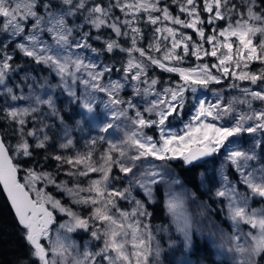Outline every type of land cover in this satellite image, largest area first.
<instances>
[{
  "label": "snow or ice",
  "instance_id": "snow-or-ice-1",
  "mask_svg": "<svg viewBox=\"0 0 264 264\" xmlns=\"http://www.w3.org/2000/svg\"><path fill=\"white\" fill-rule=\"evenodd\" d=\"M213 157L199 187L231 224L218 247L264 264V0H0V189L24 242L12 264L173 251L193 264L188 173ZM160 207L169 222L154 225Z\"/></svg>",
  "mask_w": 264,
  "mask_h": 264
},
{
  "label": "rangeland",
  "instance_id": "rangeland-1",
  "mask_svg": "<svg viewBox=\"0 0 264 264\" xmlns=\"http://www.w3.org/2000/svg\"><path fill=\"white\" fill-rule=\"evenodd\" d=\"M190 31V30H189ZM194 63V61H193ZM253 69H256L259 67L258 64H254ZM169 75V74H168ZM167 76H164V78H168ZM176 79H178V77H176ZM206 95L209 96V98H211V94L207 93ZM64 98H61V100H63ZM78 112V110H74L71 114H70V119L72 122H74L75 119H79L80 117L76 114ZM187 118V115L186 117ZM103 119V112L102 111H98L96 114V121L95 123H98L100 120ZM85 131L84 132H74L73 135L75 137V139L78 141V143L76 144V148L80 149V150H84V139L87 138V136L89 135V133L92 132L93 127H94V122L92 121H85ZM180 124L179 122H176V127H179ZM94 134V133H93ZM151 134V132H150ZM116 137L121 136V133H115L114 134ZM243 139L245 141H247L248 137L245 136L243 137ZM106 147V145H98V148H103ZM242 147H247V144H243ZM218 163L215 166L216 168L219 167L220 164V160H217ZM210 171V170H208ZM212 175L214 174L213 172H210ZM232 175H234V173H232ZM177 191H179V187L177 186ZM199 202L198 201H192L191 199H189L187 201V211L193 216L194 221L197 223V225L201 228L202 232H203V236L201 235H196L197 239L201 242L203 240L206 241L207 245L209 246V248L211 249V256L214 260V262H218V264H232V253H229L227 251V246L225 245V247L223 249L219 248L218 245H220L221 243H224L225 240L227 239V236L231 234V224L225 219V216L223 213L220 212V209L218 206H212L215 211H212V213L210 214V212L208 213V215L201 217L199 215V207H198ZM253 206H257V205H253ZM216 212V216L219 218V220H217V217H215L214 219L212 218L211 215L215 214ZM58 215V214H57ZM166 216V215H165ZM63 219V218H61ZM167 222H169V218L166 216ZM225 222H222V221ZM58 227L57 225L53 226ZM245 230L246 227H245ZM210 233H215L214 236H212L211 238L209 237ZM173 236H175V232L173 231ZM221 234L224 235L225 240H221ZM72 239L76 241L77 245L79 246L80 250H83V246L84 244L90 240V237L87 236V234L83 233V232H77L75 234H72ZM188 258L187 255L185 254L184 256H181L179 251H173V252H168L165 254V259H164V264H179V261L182 259H186ZM191 261L193 263H197V262H202L200 259H194L193 257L190 258ZM198 260V261H196Z\"/></svg>",
  "mask_w": 264,
  "mask_h": 264
},
{
  "label": "trees",
  "instance_id": "trees-1",
  "mask_svg": "<svg viewBox=\"0 0 264 264\" xmlns=\"http://www.w3.org/2000/svg\"><path fill=\"white\" fill-rule=\"evenodd\" d=\"M161 75L164 77V76H167L168 74L162 73ZM172 79H176V77H172ZM74 110H75V107H73V111ZM71 113H65L66 117L70 119ZM210 159L213 160L214 162L207 163L203 167H200V168H193L192 171L188 173V176L190 177V181L188 182L187 186L191 190L197 191V195H198L197 201L199 203L207 202L212 206H217V202L213 200L205 192V189L199 187L200 173H204L206 177H209V176H212L210 172H213L216 169L215 163L217 165L218 163L217 160L219 159L215 157L210 158ZM50 191L55 192L54 189H50ZM59 195L60 194H57L58 197ZM211 213L212 211H210V214ZM211 216L213 219L217 217L216 212L215 214ZM217 220H219L218 217H217ZM152 222L154 225L155 224H165L167 222V219H166V216L164 214L162 207L156 209ZM222 222H225V221L223 220ZM195 242H196L197 251H196V254L193 255L192 257L194 259H200L202 262H197L193 264H218V262L216 261L214 262L211 256L212 255L211 249L209 248L205 240L200 242L196 236ZM23 251H24V242H23V237L21 235V229L16 223L12 210L0 189V264H12L15 258L21 255Z\"/></svg>",
  "mask_w": 264,
  "mask_h": 264
},
{
  "label": "water",
  "instance_id": "water-1",
  "mask_svg": "<svg viewBox=\"0 0 264 264\" xmlns=\"http://www.w3.org/2000/svg\"><path fill=\"white\" fill-rule=\"evenodd\" d=\"M3 192V191H2ZM4 194V193H3ZM4 196L6 197V195L4 194ZM6 199H7V197H6ZM8 202V201H7ZM8 204H9V202H8ZM9 206H10V204H9ZM11 208V207H10ZM12 210V209H11ZM12 213H13V211H12ZM13 215H14V213H13ZM15 217V216H14Z\"/></svg>",
  "mask_w": 264,
  "mask_h": 264
}]
</instances>
